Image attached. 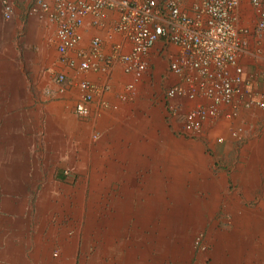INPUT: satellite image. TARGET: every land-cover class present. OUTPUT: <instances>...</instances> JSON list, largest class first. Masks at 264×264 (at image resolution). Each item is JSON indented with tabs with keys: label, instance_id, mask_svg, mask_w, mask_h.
I'll return each instance as SVG.
<instances>
[{
	"label": "crops",
	"instance_id": "obj_1",
	"mask_svg": "<svg viewBox=\"0 0 264 264\" xmlns=\"http://www.w3.org/2000/svg\"><path fill=\"white\" fill-rule=\"evenodd\" d=\"M8 1L5 18L0 0V264H264V108L218 115L187 134L166 106L178 82L166 65L175 45L156 43L140 78L119 62L79 72L60 61L55 23L29 0ZM236 14L249 30L240 61L257 73L256 13L239 0ZM116 20L108 11L100 27L87 16L81 47L98 35L109 53L122 40L107 36ZM81 80L97 88L86 116L75 112Z\"/></svg>",
	"mask_w": 264,
	"mask_h": 264
},
{
	"label": "built area",
	"instance_id": "obj_2",
	"mask_svg": "<svg viewBox=\"0 0 264 264\" xmlns=\"http://www.w3.org/2000/svg\"><path fill=\"white\" fill-rule=\"evenodd\" d=\"M29 1L32 10L37 7L40 16L55 23L60 61L79 72L106 73L119 62L125 73L140 78L147 69L144 56L156 43L175 45L178 53L169 58L167 67L178 82L166 89V106L170 114L182 116L187 134L201 133L203 125L218 115L232 120L242 108H264V69L245 74L240 61L247 53L249 30L238 24L239 0ZM249 1L257 16L252 32L264 42V0ZM1 5L3 16L10 18L11 3L1 0ZM108 11H116L117 20L107 36L117 33L122 40L112 42L109 53L98 35L82 48L80 28L86 17H91V25L103 27ZM253 53L264 58V47ZM65 79L63 73L57 75L58 82ZM77 85L80 96L75 112L86 116L97 88L87 80ZM186 101L195 103L182 110Z\"/></svg>",
	"mask_w": 264,
	"mask_h": 264
},
{
	"label": "bare ground",
	"instance_id": "obj_3",
	"mask_svg": "<svg viewBox=\"0 0 264 264\" xmlns=\"http://www.w3.org/2000/svg\"><path fill=\"white\" fill-rule=\"evenodd\" d=\"M81 44V43H80ZM83 48V47H82ZM85 49V48H84Z\"/></svg>",
	"mask_w": 264,
	"mask_h": 264
},
{
	"label": "rangeland",
	"instance_id": "obj_4",
	"mask_svg": "<svg viewBox=\"0 0 264 264\" xmlns=\"http://www.w3.org/2000/svg\"><path fill=\"white\" fill-rule=\"evenodd\" d=\"M167 65V64H166Z\"/></svg>",
	"mask_w": 264,
	"mask_h": 264
}]
</instances>
